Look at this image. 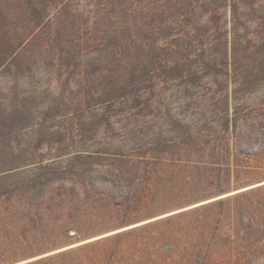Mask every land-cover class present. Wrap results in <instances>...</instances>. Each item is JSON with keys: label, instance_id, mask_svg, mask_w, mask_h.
<instances>
[{"label": "trees", "instance_id": "1", "mask_svg": "<svg viewBox=\"0 0 264 264\" xmlns=\"http://www.w3.org/2000/svg\"><path fill=\"white\" fill-rule=\"evenodd\" d=\"M262 80L264 0H0V145L42 125L35 112L90 111L130 130L155 116L156 144L221 165L231 137L239 153L264 138V96H237ZM174 109L171 136L161 124ZM259 189L202 204L222 211L187 233L154 230L161 218L22 264H264Z\"/></svg>", "mask_w": 264, "mask_h": 264}, {"label": "rangeland", "instance_id": "2", "mask_svg": "<svg viewBox=\"0 0 264 264\" xmlns=\"http://www.w3.org/2000/svg\"><path fill=\"white\" fill-rule=\"evenodd\" d=\"M252 86L264 96V80L238 85L237 96H249L245 89ZM69 111L35 112L32 121L42 125L0 145V264L26 263L161 218L172 219L154 230L187 233L222 211L202 204L250 188H260L249 196L264 201L258 131L241 153L231 137L236 154L227 153L219 165L201 162L214 160L200 155L178 160L176 148L156 144L155 116L130 130L90 111ZM178 111L161 122L167 135L173 136Z\"/></svg>", "mask_w": 264, "mask_h": 264}, {"label": "water", "instance_id": "3", "mask_svg": "<svg viewBox=\"0 0 264 264\" xmlns=\"http://www.w3.org/2000/svg\"><path fill=\"white\" fill-rule=\"evenodd\" d=\"M73 246V245H72ZM72 246H69L68 248L72 247Z\"/></svg>", "mask_w": 264, "mask_h": 264}]
</instances>
